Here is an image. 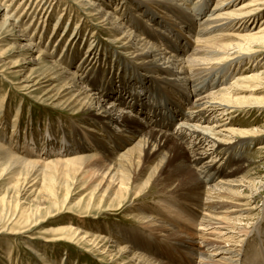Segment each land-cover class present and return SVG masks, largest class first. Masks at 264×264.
Returning <instances> with one entry per match:
<instances>
[{
    "label": "bare ground",
    "instance_id": "1",
    "mask_svg": "<svg viewBox=\"0 0 264 264\" xmlns=\"http://www.w3.org/2000/svg\"><path fill=\"white\" fill-rule=\"evenodd\" d=\"M46 1L0 0V13L4 12L0 21V72L22 76L19 82L22 91L16 89L17 92L37 100L44 98L53 107L73 108V113L81 110L83 115L79 116L84 122L71 124L68 131L60 129L59 142L55 145L58 150L53 146L57 138L50 136L48 142L51 141L52 148H48L47 154L85 149L76 157L95 158L89 163L90 169L94 174L100 173L101 180L108 181V188L116 187L117 194L128 183L123 170L140 161L139 173L148 172L149 178L157 177L155 185L159 187L155 192L157 207L134 199L128 204L118 201L121 210L135 208L137 225L114 223L110 229L108 226L107 230L102 229L107 234L86 235V239L79 240L104 260L113 246L108 243L123 241L118 247L121 253L110 256L114 264H176L173 255L168 256L163 253L164 248L159 250L155 245L161 241L178 245V257L185 262H194V256L195 264H264V229L259 228L261 237L259 223L253 229H257V244L244 249L249 226L264 218V184H255L262 178L250 172L254 168L245 170L252 160L247 159L243 149L244 144L264 137V129L242 130L229 125L233 123V112L264 111V98L253 94L238 97L241 92H257L264 80V69L260 67V72L256 69L264 65V21L260 19L259 24H254L264 14V0H215L199 20L195 10L205 7V2L201 4L203 0H196L192 7L188 0H70L87 10L88 21H83L86 25L93 21L90 15L98 13L99 19L90 24L114 36L109 42L114 50L108 49L106 55L110 52L132 63L121 67L125 63H119L118 70L122 69L128 76L112 82L115 99L108 108L105 101L112 96L111 86L90 92L93 85L100 83L101 87L106 82L99 79V72L91 65L93 55L96 59L102 56L97 57V45L93 40L88 43L85 57L80 59L76 70L70 71L66 64L62 66L67 51L77 52L76 48L85 43L83 25L79 23L72 33L65 35L67 26L61 25L67 11H61L46 39L49 19L60 3L49 1L46 6ZM205 1L208 4L210 0ZM63 4V10H68L67 2ZM25 20L27 23L21 27L19 23ZM61 28L66 30L62 34ZM189 41L194 46L187 48ZM172 43L179 47L178 52L169 47ZM57 49L59 56L55 57ZM33 52H36L34 59L27 58ZM241 60L250 63L249 67H256L255 71L230 78L228 67ZM217 74L220 76L215 78ZM153 83L157 86L152 85V92L157 96L169 93L179 103H172L166 112L147 101L141 102V98L133 101L142 92L137 96L134 90H125L136 85L143 91ZM6 98L7 95L0 98V186L5 182L4 193L8 192V186H14V173L27 169L31 175H39L46 167L42 157L30 158L40 154L43 146V143L39 147L35 145L37 141L32 133L30 141L27 138L23 143L22 155H16L11 146L4 144L7 122L2 124L1 120L6 119L11 107L9 101V106L6 105ZM19 101L10 116V137L15 134L25 107V100L19 98ZM125 104L133 105V111H125ZM205 116L209 122L203 120ZM116 147L122 149L117 151ZM101 149L108 150L110 156ZM49 162L53 161H46ZM91 170L87 169L92 173ZM31 185L29 193L33 192L34 184ZM143 185H139L138 191ZM187 188L191 191L183 192ZM36 193H39L37 189ZM258 201L263 202L260 211H257ZM110 207L104 208L105 216L110 215L107 212ZM0 211L6 214L5 206ZM196 216L198 223L194 226ZM97 245L101 250L96 249Z\"/></svg>",
    "mask_w": 264,
    "mask_h": 264
},
{
    "label": "rangeland",
    "instance_id": "2",
    "mask_svg": "<svg viewBox=\"0 0 264 264\" xmlns=\"http://www.w3.org/2000/svg\"><path fill=\"white\" fill-rule=\"evenodd\" d=\"M49 1H52V4L57 3V0H47L45 3L46 6L50 4ZM195 1L196 0H188L191 7L194 5ZM58 2L60 3L56 7L57 9H55L54 14L49 19L50 25L49 28L45 31V37L47 39L50 36V33L52 31V22H54V20L58 18V13L61 11H67L66 17L64 19V24L61 25V27L67 26V33H65V35L72 33L76 29V25H78L79 23L84 26H82L81 32L83 33V43H85L82 44V46H80L79 48H76L77 52L74 51L73 53L72 50L67 51V54L64 55L65 58H62V60L64 61V63H62V66H65L66 64L70 71L76 70L80 59H83L85 57L84 51L86 50L88 43L92 42L93 40L94 44H96L98 48L95 49V51L98 53L97 57H100V55L102 56L97 59L94 58L96 57V55H93V57H91L92 69L98 71L100 76L99 79L106 82L101 85V87L100 83H98L97 85H93L92 87H90L92 88L90 92L94 93L101 88L108 89V85L111 86V89L109 91H111V93L113 92L111 94L112 96H109V98H107V101H105V107L108 108L109 102L115 99L113 91L114 85L112 84L118 82L119 80H123L124 77L128 76V73L124 74L122 69L120 71L118 70L119 63H125L123 65H120V67L125 66L126 64L132 66V63H130V61L126 60L123 57H120L118 59L114 54V56H112L110 52L108 53V55H106L108 49L114 50V48H112L113 45L111 46L109 43L114 39V36H112L111 34L107 35L102 30L100 31L98 29H95V26L90 24L91 22L97 21L99 19L98 13L90 15L93 21L87 22V26L83 22L84 19L85 21H88L86 16L87 10L78 8V6L80 5H78V3L75 4V2H72L70 0H58ZM65 2H67V4L69 5L68 10H63V3ZM203 2H205V7L201 6L197 8V10H195L199 15L198 17H196V19L198 20L203 18V16L208 13V10H210L215 0H210L208 4L206 3L207 1L203 0L201 1V4ZM70 8H72L73 10L75 9L76 13L78 12V16L76 13H73L75 11L70 12ZM227 8H229V6H227ZM94 13H96V11ZM79 15H81V21ZM3 16L4 12H1L0 21L3 19ZM260 19L264 21L263 13L261 14V18H256L257 21L254 23L255 26L257 23H260ZM26 23L27 20L20 22L19 25L22 27ZM238 30L244 31L241 29ZM63 31L64 29L61 28V31H59V33L62 34ZM86 38L88 41L86 40ZM106 39H108V41ZM16 44V47L19 48L20 45L18 43ZM107 44L109 45L107 46ZM191 46L193 47L194 45H192L191 41H189V43H187V48ZM169 47L176 50V52L179 51V47L173 43L171 45L169 44ZM58 50L60 49L56 50L55 57L59 56ZM169 50L171 49L169 48ZM35 55L36 52H33V55L27 58L34 59ZM93 58L94 61L96 60L97 64L93 61ZM236 65L228 67V70L231 74L230 78H232L233 76L234 78H237L240 76L248 75L250 72L255 71L254 68H256L249 67L251 64H248L246 60H241L240 62L236 63ZM236 67L239 68L235 70ZM260 67L264 69V65L257 66L256 69L259 72L262 71L259 70ZM219 76L220 74H217L215 78ZM21 78L22 76L18 77L16 74H10L7 71L0 72V98L4 95H7L8 98L9 95V98H6V105H8V101L9 103L11 102V107L8 109L9 112L7 111L6 119L3 118L1 120V122H3L2 124H4L5 121L7 122V126H5L7 133L4 138V144L11 146V149L13 150V152H15L16 155H22V147L24 145L23 143L27 141V138L29 140L30 134L32 133L37 141L35 145L38 144L39 147L41 143H43V146L41 145L40 147V149L42 150L40 154L33 155V157L30 158H34L36 156L42 157L43 163H45L46 167L43 168L42 172L39 175H36L32 172L31 175L27 169H22L21 171L14 173L12 180L15 184H13L14 186H8V192L6 193H4L3 190L5 182L0 186V208L1 206H5L6 209V214L4 212L2 214V212L0 211V264H114L111 263L112 260L110 256H118L121 253L119 252L118 247L124 244L123 241L117 239V241H119L118 243H115L114 241L108 243V245L113 246L111 247V251L109 252L110 255L107 257V259L104 260L100 254L98 255L101 257H99L95 252L91 251L88 246H86L87 243H84L79 239L81 237L86 239V235L107 234V232H103V230H107V226L109 227L108 229H110L114 223L124 225H126L125 223H128L130 225H137L138 222L135 217L137 215V211L135 210V208H133V210H121V208H118L121 205L120 202L122 201L124 203L128 201V204L129 201L134 199L137 202H142L143 204L153 205L157 207V205H159L155 194V192L159 189V187L155 185L158 182L155 181V178L157 177L149 178L148 172L147 174H140V161H137L136 163L131 164L130 167L126 168L125 171L123 170V172L128 175V183L126 187H123L126 188L125 191H122V188L120 190V193L117 194L116 187L108 188V181L101 180V175H99L100 173L94 174V172L90 169L89 163L90 161H94L95 158L89 157L91 158V160H89L83 157H76L78 156L76 155L77 153H83L84 151H86L85 149H83L82 152H79L78 150H76L77 152L71 150L69 154L66 152H56L57 154L54 152L51 154H47L50 153L48 148H52V146H50L51 141L49 140L48 142L50 136H53L54 140L55 138H57L53 145L55 146L59 142L58 134L60 133V129H62L63 131H68V127H70L71 124L75 125L77 123H83L84 119L79 116L83 114L81 110L73 113V108L60 109L58 107H53L52 104H50L48 100H44V98L37 100L35 97L30 98L29 96H26V94H23L24 92H17L16 89L18 91H22V88H19V82L21 81ZM111 78L113 79L111 80ZM231 80L232 79H230L229 81ZM218 81L219 80L217 78V84L219 83ZM143 83L144 82H140V85H143ZM155 83L148 84L147 88L144 87L146 89H144L143 91L140 90V88H138V86L136 85H132L131 88L125 90L130 91L132 89L134 90V92H136L137 96L140 92H142L144 95L140 93L139 96L133 101L136 100L138 102L139 98H141V102L147 101L148 103L159 107V109H162V111L167 112L169 111L168 109L170 108V106H172V103H177L178 101L176 100V97H173L169 93H165V96H157L155 92H152V85L157 86V84ZM258 86L259 88H261L257 90V92H241L240 94H238V97H246L253 94L254 96L264 98V80L263 83ZM161 91L165 92L162 89ZM15 96L19 97L15 98ZM194 97L195 96H193V98ZM19 98L25 100V107L22 109L20 122L17 123L19 124V126L16 127L15 134L10 137V124L12 123L10 120V116L15 113L17 103L20 102ZM163 101L164 103H162ZM125 106V111H133V108H131L133 107V105L129 106L128 104H125ZM259 112L260 111L256 110L247 112L239 111L236 113L233 112V123L229 125L238 129L242 128V130L253 128L264 129V111L260 113ZM168 114L170 113L168 112ZM137 116L140 117V115ZM204 119H207L206 121L209 122L208 116H205L203 120ZM9 120L11 123L9 122ZM212 121L218 122V119H213ZM46 132H48V134H46ZM83 140L86 139L83 138ZM15 142L18 144H16ZM112 144L114 145L115 143L113 142ZM46 145L47 148H45ZM258 145L263 146V148L256 149ZM243 146L245 147H243V149L245 150L247 159L252 160L251 164L246 167L245 170L248 169L249 171L250 169L254 168L250 172H253L255 173V176H259L260 178H262L260 183L259 181H257L255 182V184H264V137H261L259 140H257V142H253L252 144H250L249 142L244 144ZM121 149L122 148H118L117 151ZM56 150H58L57 147ZM101 150H103L106 155L110 156L111 153L108 150ZM221 155L226 156L225 153H221ZM46 161L53 162L46 163ZM87 169L91 170L92 173L88 172ZM16 170H19V168H16ZM34 175L35 177L33 178ZM164 175L160 176L162 177L161 179H163ZM1 182L2 181H0V183ZM209 182L211 183L212 181ZM142 183H144L143 188L138 191V189H140L139 185ZM31 184H34L33 192L29 193L27 191L30 190L32 186ZM35 188L39 191L38 194L36 193ZM189 191H191V189L187 188L183 192L186 193ZM183 192L180 195L181 197L184 195ZM187 194L193 196L191 193ZM119 196L123 197L121 198ZM118 203H120V205H118ZM262 204V201L257 202V211H260L262 209ZM107 206H111L109 209H107V212H109L110 215L108 214L107 216H105L106 214L104 212V208H107ZM183 209L186 213L187 210L185 208ZM73 210L78 211L74 212ZM81 210L86 211L78 213ZM116 212H118L119 215H114ZM189 215L190 214H188L187 216ZM193 222L194 226L197 225V216L196 218H194ZM258 223V229H264V218H258L253 225L249 226V235L245 237V250L249 249L250 245L257 244V229H253ZM259 232L260 236L262 237L260 229ZM111 239L113 240L112 236ZM101 244L102 242L99 245ZM99 245L96 246V249H99ZM155 245L159 248V250H162V248H164L163 253L166 252L168 256L171 257V255H173L174 259L176 260V264L197 263V259L194 258V256H192L194 262H185L181 259V257L179 258V254L177 252L179 250L177 247L178 245H176L174 242L161 241L158 244L156 243ZM250 248L252 249L253 246H251ZM99 250H101V248ZM254 250L255 248L252 251ZM181 251L186 252L182 248ZM252 251L250 250V252ZM124 256L128 257L129 255Z\"/></svg>",
    "mask_w": 264,
    "mask_h": 264
}]
</instances>
